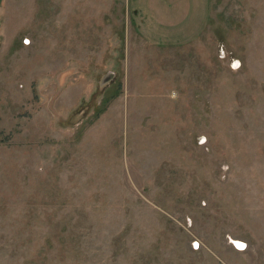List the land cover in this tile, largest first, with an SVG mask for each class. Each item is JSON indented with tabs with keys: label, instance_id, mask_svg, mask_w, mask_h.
<instances>
[{
	"label": "rangeland",
	"instance_id": "374dc122",
	"mask_svg": "<svg viewBox=\"0 0 264 264\" xmlns=\"http://www.w3.org/2000/svg\"><path fill=\"white\" fill-rule=\"evenodd\" d=\"M0 264H264V0H0Z\"/></svg>",
	"mask_w": 264,
	"mask_h": 264
},
{
	"label": "crops",
	"instance_id": "0c3cea01",
	"mask_svg": "<svg viewBox=\"0 0 264 264\" xmlns=\"http://www.w3.org/2000/svg\"><path fill=\"white\" fill-rule=\"evenodd\" d=\"M137 32L162 47H182L197 40L210 18L211 0H129Z\"/></svg>",
	"mask_w": 264,
	"mask_h": 264
},
{
	"label": "water",
	"instance_id": "95a60500",
	"mask_svg": "<svg viewBox=\"0 0 264 264\" xmlns=\"http://www.w3.org/2000/svg\"><path fill=\"white\" fill-rule=\"evenodd\" d=\"M111 74H112L111 72L106 73V75H104V77H103L102 82L107 81L111 77Z\"/></svg>",
	"mask_w": 264,
	"mask_h": 264
},
{
	"label": "built area",
	"instance_id": "2783aa9c",
	"mask_svg": "<svg viewBox=\"0 0 264 264\" xmlns=\"http://www.w3.org/2000/svg\"><path fill=\"white\" fill-rule=\"evenodd\" d=\"M220 51L223 53V50L222 49H220ZM233 64L236 65L235 61L233 62ZM234 244L238 245V241H235Z\"/></svg>",
	"mask_w": 264,
	"mask_h": 264
},
{
	"label": "trees",
	"instance_id": "16d2710c",
	"mask_svg": "<svg viewBox=\"0 0 264 264\" xmlns=\"http://www.w3.org/2000/svg\"><path fill=\"white\" fill-rule=\"evenodd\" d=\"M102 110H103V109H101V111H102ZM101 111H100V112H101Z\"/></svg>",
	"mask_w": 264,
	"mask_h": 264
}]
</instances>
